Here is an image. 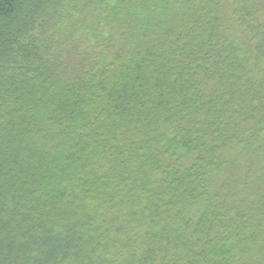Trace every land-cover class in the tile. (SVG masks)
Here are the masks:
<instances>
[{"label": "trees", "instance_id": "1", "mask_svg": "<svg viewBox=\"0 0 264 264\" xmlns=\"http://www.w3.org/2000/svg\"><path fill=\"white\" fill-rule=\"evenodd\" d=\"M0 264H264V0H0Z\"/></svg>", "mask_w": 264, "mask_h": 264}]
</instances>
